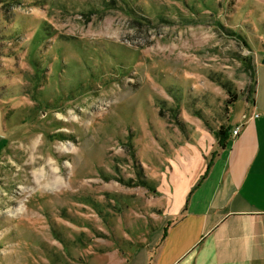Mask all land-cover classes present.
<instances>
[{
    "label": "rangeland",
    "instance_id": "obj_1",
    "mask_svg": "<svg viewBox=\"0 0 264 264\" xmlns=\"http://www.w3.org/2000/svg\"><path fill=\"white\" fill-rule=\"evenodd\" d=\"M249 57L264 0H0V264L159 240L214 131L252 110Z\"/></svg>",
    "mask_w": 264,
    "mask_h": 264
},
{
    "label": "crops",
    "instance_id": "obj_2",
    "mask_svg": "<svg viewBox=\"0 0 264 264\" xmlns=\"http://www.w3.org/2000/svg\"><path fill=\"white\" fill-rule=\"evenodd\" d=\"M256 69L255 101L248 102L252 110L231 124L224 146L216 144L205 167L194 172L199 179L190 183L183 211L164 227L165 238L133 248L124 264H264V63L260 57ZM236 126L239 131L233 134Z\"/></svg>",
    "mask_w": 264,
    "mask_h": 264
},
{
    "label": "trees",
    "instance_id": "obj_3",
    "mask_svg": "<svg viewBox=\"0 0 264 264\" xmlns=\"http://www.w3.org/2000/svg\"><path fill=\"white\" fill-rule=\"evenodd\" d=\"M247 70L252 77L253 83L249 86V89H248L249 94L245 95V97L247 98L246 100L254 102L255 101V94L257 91V69H256V62H255L253 57H249L247 59ZM228 92H229V94H231L230 98L227 101V103H228L227 108H229V110H230V106L238 99L239 96L237 95L236 92H233L231 90H229ZM214 132L218 138V143L221 146H224L225 141L230 137L231 125L228 123L222 124ZM144 183H145V181H144ZM164 238H165V233L163 235V239Z\"/></svg>",
    "mask_w": 264,
    "mask_h": 264
},
{
    "label": "built area",
    "instance_id": "obj_4",
    "mask_svg": "<svg viewBox=\"0 0 264 264\" xmlns=\"http://www.w3.org/2000/svg\"><path fill=\"white\" fill-rule=\"evenodd\" d=\"M238 131H239V127H238V126H236V127L232 130L233 134H237Z\"/></svg>",
    "mask_w": 264,
    "mask_h": 264
},
{
    "label": "water",
    "instance_id": "obj_5",
    "mask_svg": "<svg viewBox=\"0 0 264 264\" xmlns=\"http://www.w3.org/2000/svg\"><path fill=\"white\" fill-rule=\"evenodd\" d=\"M263 62H264V59H263Z\"/></svg>",
    "mask_w": 264,
    "mask_h": 264
}]
</instances>
